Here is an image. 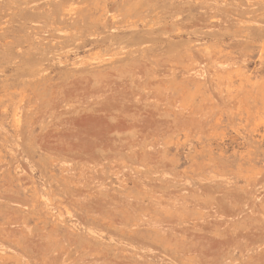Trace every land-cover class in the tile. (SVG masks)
I'll list each match as a JSON object with an SVG mask.
<instances>
[{"label": "rangeland", "instance_id": "374dc122", "mask_svg": "<svg viewBox=\"0 0 264 264\" xmlns=\"http://www.w3.org/2000/svg\"><path fill=\"white\" fill-rule=\"evenodd\" d=\"M0 264H264V0H0Z\"/></svg>", "mask_w": 264, "mask_h": 264}]
</instances>
